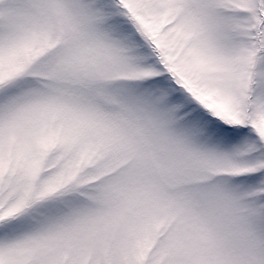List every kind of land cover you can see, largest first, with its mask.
Returning <instances> with one entry per match:
<instances>
[{
  "label": "snow or ice",
  "instance_id": "obj_1",
  "mask_svg": "<svg viewBox=\"0 0 264 264\" xmlns=\"http://www.w3.org/2000/svg\"><path fill=\"white\" fill-rule=\"evenodd\" d=\"M0 264H264V0H0Z\"/></svg>",
  "mask_w": 264,
  "mask_h": 264
}]
</instances>
